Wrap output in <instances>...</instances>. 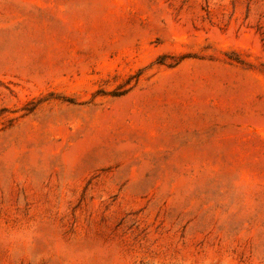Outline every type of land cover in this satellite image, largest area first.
Instances as JSON below:
<instances>
[{"label": "rangeland", "instance_id": "1", "mask_svg": "<svg viewBox=\"0 0 264 264\" xmlns=\"http://www.w3.org/2000/svg\"><path fill=\"white\" fill-rule=\"evenodd\" d=\"M0 264H264V0H0Z\"/></svg>", "mask_w": 264, "mask_h": 264}]
</instances>
